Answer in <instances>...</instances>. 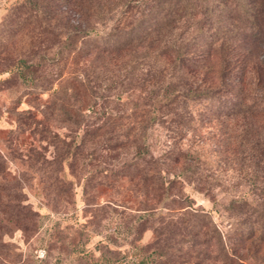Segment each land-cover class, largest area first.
<instances>
[{
    "label": "trees",
    "instance_id": "1",
    "mask_svg": "<svg viewBox=\"0 0 264 264\" xmlns=\"http://www.w3.org/2000/svg\"><path fill=\"white\" fill-rule=\"evenodd\" d=\"M11 12L6 21L1 19L2 31L15 33L32 22L44 32L41 21L53 20L65 26L60 46L68 53L103 60L97 64L100 83L87 86L84 79L69 75L52 89L47 104L36 109L38 117L30 108L16 112L19 129L32 124L52 147L49 157L39 151L27 154L39 162L37 177L50 198L59 199V187L71 189L73 180L65 177L66 171L82 180L85 194L103 184L139 196L137 218L150 219L153 239L134 264H180L184 260L178 254H188L211 238L213 258L220 264H240L243 248L257 250L255 244L264 241V0H22ZM107 20L111 22L104 33L90 25ZM77 41L88 45L86 50ZM54 54L55 61L65 58L60 49ZM27 60H20L25 69L31 66ZM128 74L137 78L135 84ZM73 80L86 94L104 100L113 97L107 92L111 87L123 105L105 110L96 108V100L82 99L85 107L73 106L66 95ZM107 80L105 94H96L94 88ZM136 89H144V96L134 93ZM132 93L133 98L126 99ZM158 94L163 100L155 106L152 99ZM50 121L64 123L65 134L49 129ZM156 123L174 134L189 125L194 130L210 127L221 159L239 172L249 171L245 176L252 186L250 196L238 194L222 206L236 217L225 235L208 211L193 206V199L176 186L184 179L195 187L202 181L188 150L173 138L157 154L151 152L147 136ZM91 161L97 163L93 170H74ZM19 195L6 178L0 154V212L26 229L34 212L20 203ZM152 199L164 203L155 206ZM118 202L111 203L120 206L122 220L130 208ZM4 227L0 221V229ZM116 260L107 258L108 264H121Z\"/></svg>",
    "mask_w": 264,
    "mask_h": 264
},
{
    "label": "rangeland",
    "instance_id": "2",
    "mask_svg": "<svg viewBox=\"0 0 264 264\" xmlns=\"http://www.w3.org/2000/svg\"><path fill=\"white\" fill-rule=\"evenodd\" d=\"M21 1L0 0V23L2 18L7 20L12 14L11 9ZM31 10L38 12L35 7ZM110 22L107 20L106 24L97 22L90 25L97 32L104 33L108 30ZM37 24L31 22L10 34L2 31L3 27L0 26V154L8 182L21 193L20 203L34 212L26 229H22L12 220H7L0 212V221L5 224V227L0 229V264H108L107 258H117L116 263L134 264L137 258L149 251L151 247L148 245L153 239L150 219L137 218V215L141 214L136 209L140 197L128 192L125 194L124 191H115L113 187L103 184L88 188L85 194L82 180L69 176L65 166V177L73 180L72 187H59L62 190L59 199L50 198L51 195L45 193L44 183L37 177L41 169L39 162L35 161L34 156V159L27 156L39 151L49 157L52 147L38 137L36 130L32 129V124L19 129L15 120L16 112L30 108L38 117L36 109L41 104H47L53 96L52 89L57 87L60 80L67 82L69 75L84 79L83 83L87 86L100 83L97 73L99 74L101 69L97 64L103 62L102 59H94L92 55L85 57L80 53H68L67 48L61 47L65 35L64 25H54L53 20H43L41 24L45 31L39 32L41 26ZM76 45L82 47L83 43L77 41ZM87 47L88 45H83L82 50ZM27 49L31 50V53L27 52ZM59 49L63 55H68L60 61H55L54 51ZM25 57L29 58L27 63L31 65L28 69L20 62ZM128 66L130 67V64ZM82 72L90 73L89 77L92 78ZM57 73L60 74L58 81L55 79ZM129 77L135 79L132 74H128L127 78ZM136 80L137 78L134 84ZM73 81L66 94L69 95L73 106L79 107L80 103L81 108L85 107L86 103L82 99L96 100V108L103 106L105 110H115L114 108L123 105L116 102L112 88L107 89L108 80L94 88L96 94H105L106 89L107 92L110 90L108 95L113 94V99L107 100L96 97L95 94H86L85 90L79 88L78 81ZM134 86L133 88H137ZM133 92L144 96V89H136ZM121 96L120 98H124L125 94ZM132 96L133 93L126 99H132ZM162 100L163 95L158 94L152 102L156 106ZM84 111L86 112V109ZM47 126L60 135L67 131L64 123L50 121ZM210 130V127L194 130L193 125H189L187 129L181 130V134H174L165 124L156 123L149 128L147 142L153 154L160 152L173 138L180 143L181 148L188 150L189 155L194 158L195 169L200 172L202 181L195 187L194 183L184 179L181 186H176L193 199V206L199 205L208 211L212 221L225 235L234 226L236 217L225 211L222 206L229 198L238 194L249 197L252 186L245 176L248 170L239 172L234 165L221 159L214 140L210 138ZM96 165V161H91L89 164L84 163L82 167L76 166L74 170L84 174L93 170ZM48 168L42 166V170ZM22 173L26 174V178H21ZM206 187L207 192L204 190ZM122 194L125 195L121 197ZM118 198L123 201L118 202ZM111 202L129 206L130 210H125L122 220L119 218L120 206L114 207ZM150 203L158 206L164 202L152 199ZM164 210L156 208L155 212H165ZM207 242L208 245L203 243L191 247L188 254H178L179 258L184 260L180 264H220L213 258V239ZM255 248L257 250L254 253L243 248L238 255L241 261L239 263L264 264V241L256 243ZM173 252L177 253L176 250ZM232 264H238V261Z\"/></svg>",
    "mask_w": 264,
    "mask_h": 264
}]
</instances>
